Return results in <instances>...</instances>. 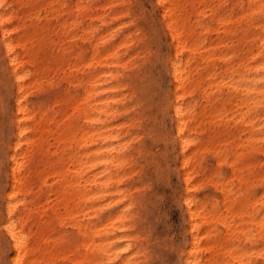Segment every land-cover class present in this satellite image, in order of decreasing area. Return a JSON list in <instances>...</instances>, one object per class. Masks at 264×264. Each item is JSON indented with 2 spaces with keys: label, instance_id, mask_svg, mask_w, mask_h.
I'll use <instances>...</instances> for the list:
<instances>
[{
  "label": "bare ground",
  "instance_id": "1",
  "mask_svg": "<svg viewBox=\"0 0 264 264\" xmlns=\"http://www.w3.org/2000/svg\"><path fill=\"white\" fill-rule=\"evenodd\" d=\"M152 1L170 45L155 97L140 0H0V242L11 264H141V245L97 243L104 226L81 213L108 193L147 197L140 139L164 133L167 117L186 189L180 264H264V0ZM206 150L226 178L203 167ZM205 179L222 206L196 194ZM128 208L109 220L133 217ZM69 222L80 241L61 231Z\"/></svg>",
  "mask_w": 264,
  "mask_h": 264
},
{
  "label": "rangeland",
  "instance_id": "2",
  "mask_svg": "<svg viewBox=\"0 0 264 264\" xmlns=\"http://www.w3.org/2000/svg\"><path fill=\"white\" fill-rule=\"evenodd\" d=\"M140 5L145 9L144 25L147 29L148 43L155 51L150 57L147 66L149 79V93L155 94L167 84V69L162 63V57L170 51L169 38L167 32L161 25L160 10L152 0H140ZM65 86V85H64ZM34 98H37L35 96ZM7 100L10 102L9 92ZM2 124L1 133H7L9 124L0 117ZM157 125V122L155 123ZM151 126H154L152 124ZM156 127V126H155ZM172 128L169 117L163 119L158 130L162 134L151 133L142 135L140 143L146 156L140 161L145 171V189L147 197H129L122 199L118 194L110 193L105 197H99L92 201L93 210L90 214L81 213V219L91 221L93 224H102L104 227L93 236L97 243H103L112 250H118L123 244L133 242V247L141 245L144 255L139 259L141 264H180L181 251L186 246L188 238V219L184 205L185 184L182 179V169L180 164V151L176 139L165 131ZM148 159L154 160L147 165ZM203 167L209 171L214 168L218 170L220 178H226L231 170L226 164L217 162L213 153L206 150L201 157ZM98 167L95 171H99ZM1 185H5V177H1ZM136 184L132 185L134 188ZM196 194L199 198L209 197L222 206L223 196L218 187L205 179L196 187ZM134 190V189H133ZM133 198L144 202L142 206L129 204ZM207 199V200H208ZM50 200H55L51 197ZM129 205L128 211L133 212V217L124 220H109V216H114L119 211ZM4 207V202L0 198V208ZM218 229L223 232L222 225ZM61 231L66 233L71 241H80L82 233L73 226V222L62 226ZM246 241H243L244 243ZM131 245V244H130ZM242 246L249 249L250 245L244 243ZM11 254L4 244L0 242V264H11ZM102 264H119L120 258L110 261L105 255H101ZM47 264H72L67 260L58 258Z\"/></svg>",
  "mask_w": 264,
  "mask_h": 264
}]
</instances>
